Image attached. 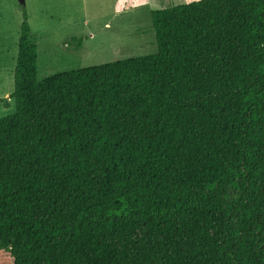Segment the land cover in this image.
Masks as SVG:
<instances>
[{
  "label": "trees",
  "instance_id": "1",
  "mask_svg": "<svg viewBox=\"0 0 264 264\" xmlns=\"http://www.w3.org/2000/svg\"><path fill=\"white\" fill-rule=\"evenodd\" d=\"M22 9L0 117L10 264H264V0L151 10L156 53L41 80Z\"/></svg>",
  "mask_w": 264,
  "mask_h": 264
},
{
  "label": "rangeland",
  "instance_id": "2",
  "mask_svg": "<svg viewBox=\"0 0 264 264\" xmlns=\"http://www.w3.org/2000/svg\"><path fill=\"white\" fill-rule=\"evenodd\" d=\"M80 16H91L100 23L108 25L103 29H94L95 33L81 36L84 43L79 49L78 41L56 45L53 53L46 48L48 37L43 34L37 41V79L102 63L149 55L156 53L154 31L150 11L195 0H74ZM39 3V0H36ZM66 3L67 1L64 0ZM127 4V9L121 8ZM28 9L31 23L36 27L41 19L39 6L30 0H0V117L14 112L13 99L9 98L13 90V70L17 56L19 23L22 8ZM66 7L58 8L60 11ZM26 10V9H25ZM27 12V11H26ZM62 12V11H61ZM68 13L64 12V16ZM10 30L13 36L7 44L4 34ZM47 38V39H46ZM12 45V47H11ZM14 54H11L12 50ZM0 264H10L7 250L0 248Z\"/></svg>",
  "mask_w": 264,
  "mask_h": 264
},
{
  "label": "crops",
  "instance_id": "3",
  "mask_svg": "<svg viewBox=\"0 0 264 264\" xmlns=\"http://www.w3.org/2000/svg\"><path fill=\"white\" fill-rule=\"evenodd\" d=\"M34 1L37 6H39L38 14L41 19V22L34 27L31 23L30 15L28 12V9L25 7V12L27 14V21L31 30V33L33 34L35 38V43L37 45V41L39 40V36L45 34L48 37L46 48L49 53L54 52V48L56 45L60 43L66 44L69 41H78L77 38H81L80 43L77 44V47L79 49L83 48L84 43L86 40L83 41V38L79 35H81V32H83L84 36L89 35L91 38L95 31L94 29H97L96 27H99L98 29H103L108 25V22L105 24L100 23L96 18H93L91 16H80L78 12V8L75 4L74 0H66L65 3L64 0H39V3L36 2V0H30ZM116 2H118L116 0ZM66 7L64 10H59L58 8ZM24 8V7H23ZM121 8L127 9L126 3H121ZM68 13L66 16H64V12ZM23 14V9L21 12V16ZM22 21V19H21ZM21 21L19 23V27L21 24ZM6 34H4L7 44H11V40H13V36L11 34L10 36V30H6ZM19 35V31H18ZM2 39V36L0 37ZM11 39V40H10ZM47 39V38H46ZM18 41V39H17ZM14 42V40H13ZM79 42V41H78ZM12 47V45H11ZM11 49V48H10ZM38 49V45H37ZM11 54H14V48L11 49ZM15 66V65H14Z\"/></svg>",
  "mask_w": 264,
  "mask_h": 264
}]
</instances>
